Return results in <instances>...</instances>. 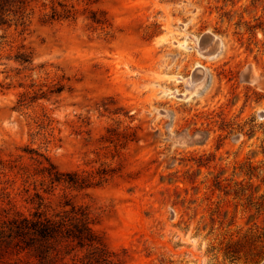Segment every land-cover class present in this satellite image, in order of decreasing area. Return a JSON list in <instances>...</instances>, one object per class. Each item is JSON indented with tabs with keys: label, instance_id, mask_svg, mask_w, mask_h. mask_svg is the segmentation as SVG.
<instances>
[{
	"label": "rangeland",
	"instance_id": "rangeland-1",
	"mask_svg": "<svg viewBox=\"0 0 264 264\" xmlns=\"http://www.w3.org/2000/svg\"><path fill=\"white\" fill-rule=\"evenodd\" d=\"M263 84L264 0L28 3L0 29V223L71 204L109 264H262Z\"/></svg>",
	"mask_w": 264,
	"mask_h": 264
},
{
	"label": "trees",
	"instance_id": "trees-1",
	"mask_svg": "<svg viewBox=\"0 0 264 264\" xmlns=\"http://www.w3.org/2000/svg\"><path fill=\"white\" fill-rule=\"evenodd\" d=\"M35 1L39 0H0V29L23 20L25 7ZM63 13L53 9L48 19L55 21L71 15L68 10ZM40 173L46 174L50 184L64 183L81 188L76 175L62 173L51 163ZM36 198L41 201L39 194ZM66 205L70 209H64L54 218L36 211L30 216L18 215L0 223V264H23L20 257L23 253L33 258L35 264H65V257L77 249L88 251L82 264H109L110 255L93 230L87 211Z\"/></svg>",
	"mask_w": 264,
	"mask_h": 264
},
{
	"label": "bare ground",
	"instance_id": "bare-ground-1",
	"mask_svg": "<svg viewBox=\"0 0 264 264\" xmlns=\"http://www.w3.org/2000/svg\"><path fill=\"white\" fill-rule=\"evenodd\" d=\"M205 44V43H204ZM206 45V44H205ZM202 46H203V44H202ZM207 46V45H206ZM210 50V49H209ZM250 70V69H249ZM258 76L257 75H255V74H251V76H250V82L252 83V85L253 84H255L254 85V87H256V84H258ZM263 87H264V84H263Z\"/></svg>",
	"mask_w": 264,
	"mask_h": 264
},
{
	"label": "water",
	"instance_id": "water-1",
	"mask_svg": "<svg viewBox=\"0 0 264 264\" xmlns=\"http://www.w3.org/2000/svg\"><path fill=\"white\" fill-rule=\"evenodd\" d=\"M262 264H264V261H263V263Z\"/></svg>",
	"mask_w": 264,
	"mask_h": 264
}]
</instances>
